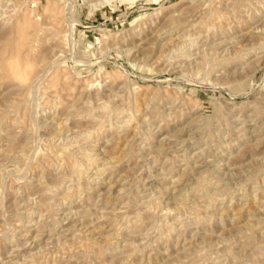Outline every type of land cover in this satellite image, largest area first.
<instances>
[{
    "label": "rangeland",
    "instance_id": "rangeland-1",
    "mask_svg": "<svg viewBox=\"0 0 264 264\" xmlns=\"http://www.w3.org/2000/svg\"><path fill=\"white\" fill-rule=\"evenodd\" d=\"M0 264H264V0H0Z\"/></svg>",
    "mask_w": 264,
    "mask_h": 264
},
{
    "label": "bare ground",
    "instance_id": "bare-ground-1",
    "mask_svg": "<svg viewBox=\"0 0 264 264\" xmlns=\"http://www.w3.org/2000/svg\"><path fill=\"white\" fill-rule=\"evenodd\" d=\"M182 23V22H181ZM14 64V63H13ZM9 66H10V64H9ZM16 66V65H15ZM14 65L12 66V70H14V73H15V71H16V68H17V66L15 67ZM18 68H19V66H18ZM12 72V71H11ZM15 75V74H14ZM18 75H19V71H18ZM15 77H17V75H15ZM24 79V78H23Z\"/></svg>",
    "mask_w": 264,
    "mask_h": 264
}]
</instances>
